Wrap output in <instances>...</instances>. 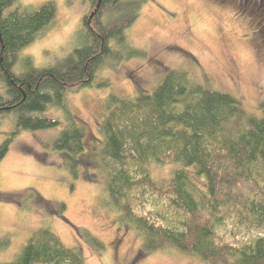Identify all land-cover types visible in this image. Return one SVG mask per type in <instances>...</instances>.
Instances as JSON below:
<instances>
[{"label": "trees", "instance_id": "1", "mask_svg": "<svg viewBox=\"0 0 264 264\" xmlns=\"http://www.w3.org/2000/svg\"><path fill=\"white\" fill-rule=\"evenodd\" d=\"M90 9L76 30L75 47L46 66L30 57L16 72L20 50L53 22L55 3L17 5L0 0V117L14 116V127L0 143V160L20 130L59 124L44 115L64 111L66 127L52 148L72 156L84 148V126L67 110L68 91L89 87L104 64L145 56L129 46L125 30L138 17L142 0H87ZM264 27V0L257 5ZM92 10V11H93ZM100 156L114 165L107 173L108 205L142 241L140 254L174 248L205 264H264V100L260 115L248 112L231 94L190 82L186 72L169 69L149 92H114L103 100ZM180 164L158 182L150 165ZM71 172L77 177L76 162ZM162 200L180 217L164 223L145 208L150 197ZM31 191L0 194V200L31 209ZM59 215L65 205H57ZM95 249L103 243L79 230ZM10 239L0 235V251ZM0 264H85L48 228L34 230L13 260Z\"/></svg>", "mask_w": 264, "mask_h": 264}, {"label": "rangeland", "instance_id": "2", "mask_svg": "<svg viewBox=\"0 0 264 264\" xmlns=\"http://www.w3.org/2000/svg\"><path fill=\"white\" fill-rule=\"evenodd\" d=\"M46 0H16L17 5L37 6ZM52 24L19 53L14 66L22 71L27 56L38 67L46 66L75 47V34L84 15L93 12L87 0H52ZM263 0H142L138 17L125 30L129 46L145 56L104 64L89 87L68 91L65 107L84 126V148L76 156L52 148L66 127L64 111L50 107L44 115L59 124L35 131L20 130L0 160V194L31 191V209L0 200V235L9 246L0 251V263L13 260L30 234L48 228L69 247L78 248L85 264H205L174 248L140 254L141 238L108 205L105 184L113 167L100 156V121L103 100L111 92L134 96L151 91L169 69L186 72L193 84L231 94L250 113L260 115L264 100V27L257 15ZM91 15V14H90ZM14 127V116L0 117V143ZM76 162L73 178L71 162ZM180 164L150 165L152 177L167 181ZM65 205L59 215L57 205ZM164 223L181 215L155 197L145 203ZM79 230L103 243L95 249Z\"/></svg>", "mask_w": 264, "mask_h": 264}, {"label": "water", "instance_id": "3", "mask_svg": "<svg viewBox=\"0 0 264 264\" xmlns=\"http://www.w3.org/2000/svg\"><path fill=\"white\" fill-rule=\"evenodd\" d=\"M98 6H99V3L96 4V7L94 8L93 13L97 10ZM91 15H92V13H91Z\"/></svg>", "mask_w": 264, "mask_h": 264}]
</instances>
